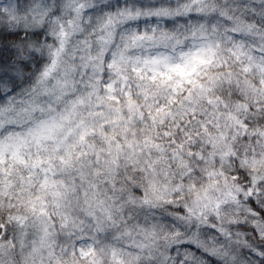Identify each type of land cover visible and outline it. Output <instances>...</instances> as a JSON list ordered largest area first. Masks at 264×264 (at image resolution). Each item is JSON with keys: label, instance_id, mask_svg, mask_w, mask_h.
Listing matches in <instances>:
<instances>
[{"label": "clouds", "instance_id": "obj_1", "mask_svg": "<svg viewBox=\"0 0 264 264\" xmlns=\"http://www.w3.org/2000/svg\"><path fill=\"white\" fill-rule=\"evenodd\" d=\"M0 264H264V0H0Z\"/></svg>", "mask_w": 264, "mask_h": 264}]
</instances>
